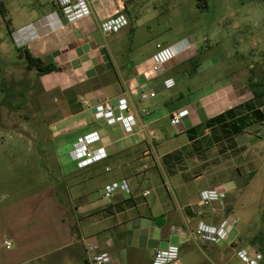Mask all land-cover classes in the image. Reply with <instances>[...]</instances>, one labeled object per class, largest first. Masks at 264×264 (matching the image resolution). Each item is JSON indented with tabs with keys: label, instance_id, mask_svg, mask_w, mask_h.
I'll list each match as a JSON object with an SVG mask.
<instances>
[{
	"label": "crops",
	"instance_id": "crops-1",
	"mask_svg": "<svg viewBox=\"0 0 264 264\" xmlns=\"http://www.w3.org/2000/svg\"><path fill=\"white\" fill-rule=\"evenodd\" d=\"M33 1L17 10L12 36L17 48L60 68L38 81L52 107L49 132L62 175L26 196L0 194V264H92L91 255L102 252L111 255L108 264H153L157 252L172 247L179 249L181 264H247L238 253L259 252L251 240L240 242L249 232V214L238 205L235 181L244 173L227 168L225 145L229 142L236 150L240 137L264 125L252 117L255 110L264 113V95L255 97L250 88L238 92L229 77L206 90L170 93L199 74L201 64L194 71L189 62L198 56L200 60L201 52L192 39L154 46L149 36H138L155 32L147 8L150 0H84L85 14L72 22L58 0ZM117 14H124L129 26L103 34L101 24ZM158 46L174 47L177 56L154 73ZM151 93L155 97L141 99ZM121 99L136 119L133 132L95 115V107L116 105ZM182 111L188 115L173 126V116ZM232 111L234 118L226 116ZM220 116L225 119L206 125ZM246 116L250 118L241 122ZM235 124L243 129L236 132ZM93 132L101 138L93 148H103L107 157L81 168L70 152L78 139ZM60 149H66L65 157H60ZM220 173L226 175L224 184L218 183ZM60 181L67 202L61 198ZM115 184L118 188L106 197ZM214 189L225 198L204 204L201 192ZM100 190L102 197L91 199ZM76 214H87L79 228ZM201 223H226V240L216 244L201 239ZM6 242L12 244L10 249ZM90 245L95 252L88 251Z\"/></svg>",
	"mask_w": 264,
	"mask_h": 264
},
{
	"label": "rangeland",
	"instance_id": "rangeland-1",
	"mask_svg": "<svg viewBox=\"0 0 264 264\" xmlns=\"http://www.w3.org/2000/svg\"><path fill=\"white\" fill-rule=\"evenodd\" d=\"M34 2L0 0L11 10L8 19L12 18L13 32L18 25L17 10L23 3ZM147 8L154 16L155 32H140L139 37L141 34L149 36L154 46L161 41L192 39L201 52V66L195 80L179 85L170 93L187 94L190 88L206 90L227 77L234 80L238 92H247L250 77L264 78V0H208L204 8L197 0H150ZM142 19L147 21L146 16ZM9 32L0 9V102L5 87L16 92L13 108L0 106V194L19 198L41 191L44 183H51L52 176L60 178L62 174L60 166L56 165V150L51 145V104L43 98L36 70L28 69L26 59L17 52V42ZM237 146L232 151L229 142L225 145L230 159L226 165L244 173L240 177L237 174L235 183L238 205L249 214L245 216L249 232H244L240 242L249 243L259 230H264V125L250 129L239 138ZM59 153L60 157H65L66 149H60ZM225 176L220 173L219 184L227 181ZM62 181L57 187L62 200L67 202ZM120 185L123 188V182ZM102 194L104 191L100 190L91 199L101 198ZM83 216L87 214L75 215L76 227L79 228Z\"/></svg>",
	"mask_w": 264,
	"mask_h": 264
},
{
	"label": "built area",
	"instance_id": "built-area-1",
	"mask_svg": "<svg viewBox=\"0 0 264 264\" xmlns=\"http://www.w3.org/2000/svg\"><path fill=\"white\" fill-rule=\"evenodd\" d=\"M59 6L62 8L66 19L72 22L79 17L83 16L86 12V4L84 0H80L78 3H74L72 0H58ZM129 26V20L124 14H117L106 21H104L100 30L105 35L117 34L126 27ZM177 56L176 49L174 47H162L158 46L157 53L153 56L152 71L154 73L162 72L165 66L173 61ZM155 97L154 93L150 95H143L142 100L148 97ZM90 107L89 104H86ZM130 108L128 102L125 99H121L116 105L102 104L95 107V115L98 119H104L109 124H122L127 132H133L136 126V119L130 115ZM188 115V111H182L176 113L171 123L173 126H179L182 120ZM100 134L93 132L83 138L77 140L73 146L70 157L76 161L79 166L86 167L104 160L107 157V153L103 148L94 149V145L100 141ZM118 188V185H113L107 189L106 197L110 198L111 194ZM226 194L219 190H206L201 192V201L204 204L211 202L221 201L225 198ZM227 224L223 223L218 227L208 226L201 223L197 234L198 236L208 243H222L228 236ZM6 247L10 249L12 244L6 242ZM88 251L95 252V248L90 245L87 247ZM238 256L247 264H262L263 256L260 253H256L250 256L247 250H242L238 253ZM111 255L107 252L94 253L91 255L90 260L92 264H108L111 262ZM153 264H181L179 257V249L177 247L169 248L168 250L159 251L156 253Z\"/></svg>",
	"mask_w": 264,
	"mask_h": 264
},
{
	"label": "trees",
	"instance_id": "trees-1",
	"mask_svg": "<svg viewBox=\"0 0 264 264\" xmlns=\"http://www.w3.org/2000/svg\"><path fill=\"white\" fill-rule=\"evenodd\" d=\"M198 5L200 7H207L208 6V0H197ZM0 9L3 17L6 19L8 28L10 30V35L13 33L10 27L11 20L8 19V10L6 9L5 6H3L2 3H0ZM17 52L20 54L21 57H24L26 59L27 67L29 70H36L37 73V78L39 80L40 77L46 74H50L56 71H59L60 68H58L54 64H47L44 60L40 58H35L28 49H22V48H17ZM191 68L196 71V69L199 67V56L192 59L190 62ZM248 86L251 90V92L254 94L255 97H260L264 95V80H259L255 81L253 77L249 78L248 81ZM5 90H2L4 92V96L0 102V106H7L8 108H13V102L12 99L16 97V92L13 90V88L5 87ZM1 90V89H0ZM226 116H232L233 118L235 117V112H228ZM252 117L254 120L257 122H262L264 121V113L260 110H255L252 114ZM250 117L246 116L245 118H241L240 121L244 122L246 119H249ZM225 119V116H220L210 122H208L206 125H213L215 123H219L222 120ZM235 130L237 132L240 131L241 126H238L237 124L234 125ZM243 129V127L241 128ZM74 231L76 230L75 227H73ZM77 233V232H76ZM78 237H80L78 235ZM250 244L252 247H255L256 250L263 256V262L264 264V230H259L255 236L251 239Z\"/></svg>",
	"mask_w": 264,
	"mask_h": 264
}]
</instances>
